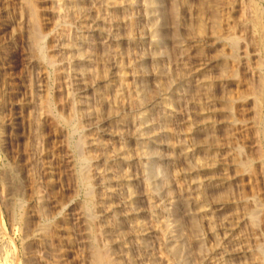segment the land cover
<instances>
[{"label":"rangeland","instance_id":"374dc122","mask_svg":"<svg viewBox=\"0 0 264 264\" xmlns=\"http://www.w3.org/2000/svg\"><path fill=\"white\" fill-rule=\"evenodd\" d=\"M25 1L0 0V264H264V0Z\"/></svg>","mask_w":264,"mask_h":264},{"label":"bare ground","instance_id":"6f19581e","mask_svg":"<svg viewBox=\"0 0 264 264\" xmlns=\"http://www.w3.org/2000/svg\"><path fill=\"white\" fill-rule=\"evenodd\" d=\"M58 1H61V0H58ZM28 3V5L30 6V4H31V0H26L24 3ZM106 2V1H105ZM104 2V3H105ZM140 2H142V0L140 1ZM170 2V1H169ZM34 3V2H33ZM66 3V2H65ZM252 3V2H251ZM118 4V3H117ZM127 4L128 5H133V4H135V2L133 3L132 2V0H128L127 1ZM22 5V4H21ZM63 5V4H62ZM72 5V4H71ZM106 5V4H105ZM126 5V4H125ZM255 5V4H254ZM28 6V7H29ZM35 6V5H34ZM107 6H109V5H107ZM106 6V7H107ZM112 6H113V4H112ZM170 6V5H169ZM26 7V6H25ZM31 7V6H30ZM71 7V6H70ZM80 7V6H79ZM152 6H151V0H144L143 1V4L141 5V9L143 10V11H141V12H139V18H144L145 16H154V15H160L161 14V10H160V7L158 6V5H155L153 8H151ZM36 8V7H35ZM112 8V7H111ZM139 8H140V6H139ZM37 9V8H36ZM73 9H74V7H73ZM77 9V8H76ZM79 9V8H78ZM82 9V8H81ZM124 9V8H123ZM138 9V8H137ZM32 10V13H33V30H32V34H31V42H32V44H33V47H37V46H39V48L41 47V42H40V40H41V35H40V32L38 31V29H37V27H38V20H37V17H36V13H35V11H33V9H31ZM174 10V9H173ZM173 10H172V13H173ZM76 11V10H75ZM255 14H254V19H253V25H254V27H256V29L258 30V33L260 34L259 36H258V46H260V49H261V54L263 55V57H264V37L262 38L261 37V34L262 33H264V17H263V15H262V13H261V10L259 11L256 7H255ZM55 12V11H54ZM175 12V11H174ZM101 13V12H100ZM76 14V13H75ZM82 14V13H81ZM106 14V13H105ZM7 15V14H6ZM91 15V14H90ZM217 15V14H216ZM68 16V15H67ZM88 16V15H87ZM84 17V16H83ZM251 17V16H250ZM249 17V18H250ZM29 18V17H28ZM102 18V17H101ZM109 18V17H108ZM40 19V18H39ZM214 19V18H213ZM65 20V19H64ZM96 20V19H95ZM99 20V19H98ZM104 20V19H103ZM116 20H117V18H116ZM132 20V19H131ZM42 22V21H41ZM59 22H61V21H59ZM127 22V21H126ZM135 22V21H134ZM131 23V22H130ZM133 23V22H132ZM151 23V22H150ZM172 23V22H171ZM248 24V23H247ZM89 25V24H88ZM129 25V24H128ZM155 25V24H154ZM162 25V24H161ZM59 26V25H58ZM95 26V23L93 22V24H92V26H89V28L91 27V29L92 30H90V31H93V32H97V35H102V37L103 38H111V37H115V35L112 33V31L111 30H108V28H107V30H102V31H98V29H99V27H98V29L97 28H95L94 27ZM97 26V25H96ZM153 26V25H152ZM119 27V26H118ZM129 27V26H128ZM132 27V26H131ZM130 27V28H131ZM221 27V26H220ZM249 27V26H248ZM88 28V29H89ZM126 28V27H125ZM216 28V27H215ZM57 29V28H56ZM110 29V28H109ZM113 30V29H112ZM129 32V31H128ZM137 32V31H136ZM161 32V31H160ZM28 33V32H27ZM61 34V33H60ZM95 34V33H94ZM133 34V33H132ZM96 35V34H95ZM128 36V35H127ZM132 36V35H131ZM159 36V35H158ZM221 36V35H220ZM263 36V35H262ZM94 37V36H93ZM99 37V36H98ZM117 37V36H116ZM255 37V36H254ZM88 38H89V36H88ZM232 38V37H231ZM43 39V38H42ZM113 39V38H112ZM111 39V40H112ZM117 39V38H116ZM159 39V38H158ZM110 40V39H109ZM108 40V41H109ZM114 40H115V38H114ZM90 42V41H89ZM40 43V44H39ZM85 43V42H84ZM237 43V42H236ZM73 44V43H72ZM78 44V43H77ZM61 45H63V44H61ZM74 46V45H73ZM68 47V46H67ZM115 47V46H114ZM157 47V46H156ZM63 48V47H62ZM38 50V49H37ZM69 50V49H68ZM83 50V49H82ZM91 50V49H90ZM151 50V49H150ZM155 50V49H154ZM159 50V49H158ZM38 52V51H37ZM41 52V51H40ZM39 52V53H40ZM39 53H37V54H39ZM152 53V52H151ZM43 54V53H42ZM80 54V53H79ZM82 54V53H81ZM80 54V55H81ZM119 54V53H118ZM41 54H39V56H40ZM85 55V54H84ZM83 55V56H84ZM108 55V54H107ZM42 56V55H41ZM41 58V57H40ZM49 58V57H48ZM43 59V58H42ZM50 59V58H49ZM71 59V58H70ZM44 60V59H43ZM53 62V61H52ZM91 64V63H90ZM206 67L207 65L206 64H202V63H198V64H196L195 65V63H192V68L190 69V71H189V83L192 85L191 87H196V86H198L200 83H203L202 81L203 80H199V79H196L195 78V75L199 72V71H202L203 70V68L202 69H199V68H201V67ZM259 66V65H258ZM97 67V66H96ZM262 67L264 68V60H263V65H262ZM218 68V67H217ZM69 70V69H68ZM103 70V69H102ZM105 71V70H104ZM68 73V72H67ZM82 73V72H81ZM143 74V73H142ZM76 75V74H75ZM81 75H84L83 73L82 74H77L76 76H77V78H79V79H77V80H81ZM206 75V74H205ZM95 77V76H94ZM221 77V76H220ZM75 77H73V79H74ZM206 79V78H205ZM76 80V81H77ZM83 82V81H82ZM161 82V81H160ZM77 84V83H76ZM138 86V85H137ZM167 86V85H166ZM208 86V85H207ZM161 87V86H160ZM165 88V87H164ZM167 88V87H166ZM197 88V87H196ZM203 88V87H202ZM207 88V87H206ZM139 89V88H138ZM192 90H194V89H192ZM137 92V91H136ZM160 94V93H159ZM118 99V98H117ZM255 100H256V106H255V108H256V114L255 115H257V120L255 119V129H256V127H257V134H259V135H257V136H259L260 137V141H261V145H262V156L261 157H263L264 158V74H261V76H260V79H259V82H258V88H257V90H256V92H255ZM118 101V100H117ZM104 102V101H103ZM21 110V109H20ZM112 116V115H111ZM138 117V116H137ZM140 117V116H139ZM146 123V122H145ZM79 125V124H78ZM141 125V124H140ZM144 125V124H143ZM208 127V126H207ZM78 129V128H77ZM76 129V130H77ZM208 129V128H207ZM207 129L206 128H203L201 131H203L204 132V135H208L207 133H209V132H207ZM143 133V132H142ZM143 135V134H142ZM209 137V136H208ZM206 138V137H205ZM154 141H156L155 139H154ZM204 141V140H203ZM206 141V140H205ZM184 142V141H183ZM151 143H153V142H151ZM185 143V142H184ZM153 144H155V142L153 143ZM203 144V143H202ZM78 145V144H77ZM156 145H157V143H156ZM151 146V145H150ZM161 146V145H160ZM159 146V147H160ZM153 147V146H152ZM156 147V146H155ZM154 147V148H155ZM103 148V147H102ZM189 148H191L192 149V146L190 145L189 147H188V149ZM150 149H152V148H150ZM190 150V149H189ZM185 150L184 149V151H186V152H183L184 154H182L183 155V158L184 157H187L188 156V154H190V152H192L193 151V149L192 150ZM210 150V149H209ZM155 149H152L150 152H149V156L152 158V157H154L155 155H156V153H155ZM180 151V150H179ZM115 152V151H114ZM189 152V153H188ZM124 153V152H123ZM142 155V154H141ZM148 156V157H149ZM192 156V155H191ZM239 156V155H238ZM115 157H116V159H118L119 161H121V162H127V157L125 156H123L121 153H117L116 152V154H115ZM145 157V156H144ZM208 157V156H207ZM213 157V156H212ZM211 157V158H212ZM84 158V157H83ZM83 158H82V160H83ZM138 158V157H137ZM191 158V157H190ZM150 159V158H149ZM243 159V158H242ZM108 160V159H107ZM129 160V159H128ZM235 160V159H234ZM232 161V160H231ZM243 161V162H242ZM242 161H236V163H235V166H242L243 167V165L245 164L246 165V163H244V161L245 160H242ZM84 162V161H83ZM85 162H86V160H85ZM150 162V161H149ZM217 160L214 162L213 161V163L212 164H207L206 163V165H204L205 166V169H207V170H211V169H214L215 167H218L220 164H219V162H218V164H217ZM82 163V162H81ZM248 163V162H247ZM83 164H85V163H83ZM91 164V163H90ZM145 164V163H144ZM154 164L155 163H153V161L150 163V166L148 167V169L146 168V170H148L149 171V173H151L152 171H153V168H155L154 167ZM116 165V164H115ZM122 165H123V163H122ZM147 165H148V163H147ZM88 167V166H87ZM190 170L192 169V167L191 168H189ZM194 169V168H193ZM216 169V168H215ZM218 169V168H217ZM145 170V169H144ZM90 171V170H89ZM240 171V170H239ZM100 173V172H99ZM148 172H146V174H147ZM83 176H84V174H82ZM81 174H80V176H82ZM155 175V174H154ZM153 174L151 175L152 177L154 176ZM158 175H159V172H158ZM147 176H148V174H147ZM222 176H223V174H222ZM86 177H87V175H86ZM86 177H83V180H84V182L85 183H87L88 182V179L86 178ZM106 177V176H105ZM150 177V176H149ZM81 178V177H80ZM108 178V177H107ZM151 178V177H150ZM156 178V177H155ZM213 178V177H212ZM110 179V178H109ZM83 180H81V182L83 181ZM105 180H107V179H105ZM146 180V179H145ZM90 181V180H89ZM108 181V180H107ZM80 182V183H81ZM109 182V181H108ZM216 181L213 179H211V178H209L208 180H206L205 181V183H204V187L205 188H208V189H211L212 187H218V185H220V184H218L219 183V181H217L216 183H215ZM83 183V182H82ZM84 183V185L87 187V185H88V183L87 184H85ZM90 183V182H89ZM154 183V182H153ZM158 183H159V181H158ZM152 184V183H151ZM162 184V183H161ZM153 185V184H152ZM84 186V187H85ZM103 187H104V185H103ZM127 187V186H126ZM119 188V187H118ZM125 189H127V188H125ZM13 190V189H12ZM119 190V189H118ZM14 191H17L16 189H14ZM111 191V190H110ZM113 191V190H112ZM153 193V192H152ZM112 194H114V193H112ZM12 196V195H11ZM88 196V195H87ZM15 197V196H14ZM37 200H38V198H37ZM129 201V200H128ZM132 203V202H131ZM165 203V202H164ZM184 203V202H183ZM182 205V204H181ZM174 206V205H173ZM185 210V209H184ZM188 211V210H187ZM186 211V212H187ZM136 212V211H135ZM198 212V211H197ZM208 215V214H207ZM252 217V216H251ZM196 220V219H195ZM195 223V222H194ZM193 224V223H192ZM193 225H195V224H193ZM192 225V226H193ZM143 228V227H142ZM193 228V227H192ZM143 232H145V231H143ZM193 232V231H192ZM41 233H36V235H40ZM149 234V233H148ZM38 239V238H37ZM175 239V238H174ZM95 243V242H94ZM109 254V253H108ZM223 254V253H222ZM109 256V255H108ZM92 257H93V262H94V264H110V261L108 260V258L105 256V254L104 253H102L101 251H98V250H94V252L92 253ZM213 263H215V264H223L224 263V258H223V256H220V257H218V258H216L214 261H213ZM113 264V263H112ZM184 264V263H183ZM261 264V263H260Z\"/></svg>","mask_w":264,"mask_h":264}]
</instances>
